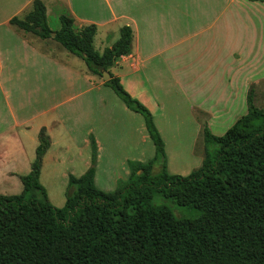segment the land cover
<instances>
[{
	"label": "crops",
	"instance_id": "crops-1",
	"mask_svg": "<svg viewBox=\"0 0 264 264\" xmlns=\"http://www.w3.org/2000/svg\"><path fill=\"white\" fill-rule=\"evenodd\" d=\"M41 1L55 32L63 16L74 20L76 32L95 25L93 46L100 54L119 41L123 27L132 29L131 51L109 71L151 111L172 175L199 169L204 128L215 135L235 124L247 114L248 90H257L259 100L264 92V2ZM34 2L0 0V196L23 188L20 177L30 174L45 128L51 147L40 183L51 204L62 208L70 177L91 166L92 141L95 185L105 193L129 180L131 162L153 160L156 148L144 118L82 58L11 23L25 20Z\"/></svg>",
	"mask_w": 264,
	"mask_h": 264
},
{
	"label": "trees",
	"instance_id": "trees-1",
	"mask_svg": "<svg viewBox=\"0 0 264 264\" xmlns=\"http://www.w3.org/2000/svg\"><path fill=\"white\" fill-rule=\"evenodd\" d=\"M11 23L54 39L101 78L108 73L105 85L144 118L156 154L146 164L131 162L129 180L105 193L95 185L92 141L90 168L70 177L66 204L57 208L40 183L51 147L43 128L31 172L20 177L23 192L0 196V264H264V110L253 104V90L248 113L223 136L204 128L202 166L188 176L172 175L151 111L109 71L131 51L130 27H123L119 41L100 54L93 46L95 25L76 32L74 20L63 16L55 32L41 0H35L25 20ZM157 198L199 215L178 218Z\"/></svg>",
	"mask_w": 264,
	"mask_h": 264
},
{
	"label": "rangeland",
	"instance_id": "rangeland-1",
	"mask_svg": "<svg viewBox=\"0 0 264 264\" xmlns=\"http://www.w3.org/2000/svg\"><path fill=\"white\" fill-rule=\"evenodd\" d=\"M250 91L251 90H248V94H247V98H246L247 113H248V95H249V92ZM257 92H258L257 90H253L252 93H251L252 94L251 95V98H252L253 104L257 108L264 110V92L262 93L260 91L262 93L260 95V98H261L260 100H259V96H257V94H258ZM233 125H234V123L228 122L227 123V126L225 128H218L217 130H215L216 133H214V134L216 136H218V137L223 136ZM190 145H191V143H189V146ZM203 145H204V141H203ZM4 152H6V151H4ZM8 161L11 162L12 160H8ZM20 186H22V185H20ZM22 192H23V188L19 192L18 191L17 192H12V195H20ZM67 192H68V190H64L63 192H61L62 193V196L63 197H66L67 196ZM51 193H52L51 195H52V199H53V192H51ZM156 203L157 204H164V205H167V206L171 207V209L173 210L174 214L178 218L192 219V218L198 217V215H199V212L196 211L195 209H193V208H187V207H181V206L177 205L176 203L172 202L170 199H168V200L166 199L165 200L163 198H157L156 199Z\"/></svg>",
	"mask_w": 264,
	"mask_h": 264
},
{
	"label": "water",
	"instance_id": "water-1",
	"mask_svg": "<svg viewBox=\"0 0 264 264\" xmlns=\"http://www.w3.org/2000/svg\"><path fill=\"white\" fill-rule=\"evenodd\" d=\"M103 80L108 81L110 79V75L108 73H104Z\"/></svg>",
	"mask_w": 264,
	"mask_h": 264
}]
</instances>
